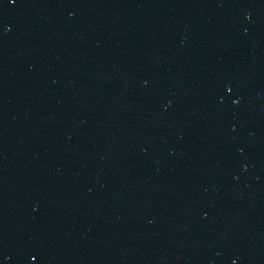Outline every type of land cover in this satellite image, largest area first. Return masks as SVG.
Here are the masks:
<instances>
[{
  "label": "water",
  "instance_id": "1",
  "mask_svg": "<svg viewBox=\"0 0 264 264\" xmlns=\"http://www.w3.org/2000/svg\"><path fill=\"white\" fill-rule=\"evenodd\" d=\"M0 264H264V0H0Z\"/></svg>",
  "mask_w": 264,
  "mask_h": 264
},
{
  "label": "snow or ice",
  "instance_id": "2",
  "mask_svg": "<svg viewBox=\"0 0 264 264\" xmlns=\"http://www.w3.org/2000/svg\"><path fill=\"white\" fill-rule=\"evenodd\" d=\"M15 2V0H13V3ZM33 259H35V258H33Z\"/></svg>",
  "mask_w": 264,
  "mask_h": 264
}]
</instances>
